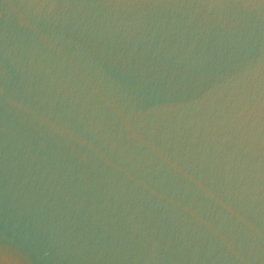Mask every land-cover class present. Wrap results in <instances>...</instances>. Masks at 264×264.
Listing matches in <instances>:
<instances>
[{"label": "water", "instance_id": "obj_1", "mask_svg": "<svg viewBox=\"0 0 264 264\" xmlns=\"http://www.w3.org/2000/svg\"><path fill=\"white\" fill-rule=\"evenodd\" d=\"M0 264H264V0H0Z\"/></svg>", "mask_w": 264, "mask_h": 264}]
</instances>
